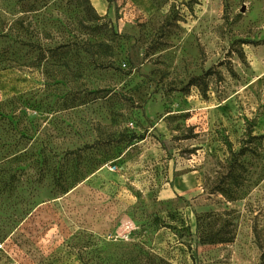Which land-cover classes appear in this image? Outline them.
I'll use <instances>...</instances> for the list:
<instances>
[{
	"label": "rangeland",
	"instance_id": "obj_1",
	"mask_svg": "<svg viewBox=\"0 0 264 264\" xmlns=\"http://www.w3.org/2000/svg\"><path fill=\"white\" fill-rule=\"evenodd\" d=\"M0 264H264V0H0Z\"/></svg>",
	"mask_w": 264,
	"mask_h": 264
},
{
	"label": "trees",
	"instance_id": "obj_2",
	"mask_svg": "<svg viewBox=\"0 0 264 264\" xmlns=\"http://www.w3.org/2000/svg\"><path fill=\"white\" fill-rule=\"evenodd\" d=\"M207 74L210 75V73H207ZM199 79L200 78H196V77L191 79V85L194 84V82H195V85H198V83H196V82ZM198 86H200V85H198ZM206 87H207V85H206L205 81H203V84L200 86L201 92H205ZM207 240L208 241H205L207 243H225V242H230L231 239H230V237L220 236V237H217V238H212V239H207Z\"/></svg>",
	"mask_w": 264,
	"mask_h": 264
}]
</instances>
